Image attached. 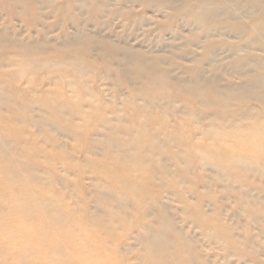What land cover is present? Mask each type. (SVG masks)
Segmentation results:
<instances>
[{"label":"rangeland","instance_id":"rangeland-1","mask_svg":"<svg viewBox=\"0 0 264 264\" xmlns=\"http://www.w3.org/2000/svg\"><path fill=\"white\" fill-rule=\"evenodd\" d=\"M262 101L264 0H0V264H264Z\"/></svg>","mask_w":264,"mask_h":264},{"label":"bare ground","instance_id":"bare-ground-1","mask_svg":"<svg viewBox=\"0 0 264 264\" xmlns=\"http://www.w3.org/2000/svg\"><path fill=\"white\" fill-rule=\"evenodd\" d=\"M200 20V19H199ZM200 22H201V20H200ZM210 89V88H209ZM222 99V98H221ZM263 103H264V101H262Z\"/></svg>","mask_w":264,"mask_h":264}]
</instances>
